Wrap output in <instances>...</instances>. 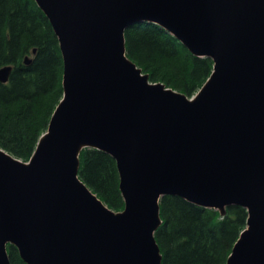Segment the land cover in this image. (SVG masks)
I'll use <instances>...</instances> for the list:
<instances>
[{
  "label": "water",
  "instance_id": "95a60500",
  "mask_svg": "<svg viewBox=\"0 0 264 264\" xmlns=\"http://www.w3.org/2000/svg\"><path fill=\"white\" fill-rule=\"evenodd\" d=\"M35 1L59 41L63 98L27 162L0 147V264L8 245L26 264H163L166 196L246 209L227 264H264V0ZM138 23L212 59L194 96L127 56ZM87 148L116 161L122 211L80 179Z\"/></svg>",
  "mask_w": 264,
  "mask_h": 264
},
{
  "label": "trees",
  "instance_id": "16d2710c",
  "mask_svg": "<svg viewBox=\"0 0 264 264\" xmlns=\"http://www.w3.org/2000/svg\"><path fill=\"white\" fill-rule=\"evenodd\" d=\"M127 56L150 81L188 97L195 95L213 71V61L196 57L164 29L138 23L125 32ZM31 59L30 64L25 60ZM64 63L54 30L35 0H0V147L27 162L63 98ZM80 179L113 211L124 209L116 161L87 148L80 154ZM163 224L156 240L163 264H227L247 210L231 206L225 216L176 197L161 199ZM11 264H26L8 245Z\"/></svg>",
  "mask_w": 264,
  "mask_h": 264
},
{
  "label": "bare ground",
  "instance_id": "6f19581e",
  "mask_svg": "<svg viewBox=\"0 0 264 264\" xmlns=\"http://www.w3.org/2000/svg\"><path fill=\"white\" fill-rule=\"evenodd\" d=\"M62 58H63V55H62ZM27 61H29V63H27ZM30 62H31V59L30 58H27L26 60H25V63L26 64H30ZM63 63L65 64V62H64V59H63ZM64 66V65H63ZM64 72V71H63ZM63 76H64V74H63ZM62 85H63V80H62Z\"/></svg>",
  "mask_w": 264,
  "mask_h": 264
}]
</instances>
